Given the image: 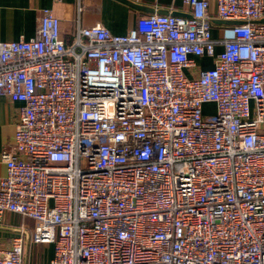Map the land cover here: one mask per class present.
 Here are the masks:
<instances>
[{"label": "built area", "instance_id": "1", "mask_svg": "<svg viewBox=\"0 0 264 264\" xmlns=\"http://www.w3.org/2000/svg\"><path fill=\"white\" fill-rule=\"evenodd\" d=\"M180 1L70 42L45 10L0 41V95L19 103L0 220L33 221L42 264H264V0ZM214 19L239 22L214 38ZM25 242L0 264H25Z\"/></svg>", "mask_w": 264, "mask_h": 264}, {"label": "crops", "instance_id": "2", "mask_svg": "<svg viewBox=\"0 0 264 264\" xmlns=\"http://www.w3.org/2000/svg\"><path fill=\"white\" fill-rule=\"evenodd\" d=\"M142 3L155 8L183 12L184 6L180 0H141ZM211 10H214V0H210ZM81 5L80 14L77 6ZM45 10H49L56 19V29L67 42L72 40L78 26H88L100 22L113 33H125L132 27L138 14L147 13L133 9L117 0H0V41H12L20 37L30 38L35 35L37 23ZM129 18L127 22L126 18ZM213 20L212 35L214 38L222 34V27L228 24ZM222 49L216 44V52ZM199 68L213 65V59L202 56L196 59ZM18 102L10 101L0 95V153L11 149L14 143V132L18 119ZM5 163L0 158V178L5 174ZM33 221L13 212H5L0 220V245H8L11 237L24 233L30 236ZM53 253L50 243L25 242V264H42L48 261Z\"/></svg>", "mask_w": 264, "mask_h": 264}, {"label": "water", "instance_id": "3", "mask_svg": "<svg viewBox=\"0 0 264 264\" xmlns=\"http://www.w3.org/2000/svg\"><path fill=\"white\" fill-rule=\"evenodd\" d=\"M120 1L121 3L136 9L138 11H142V12H147V13H159V14H168L169 10L168 9H163V8H155L151 5H147L144 3H139V2H135L132 0H117ZM171 14L174 15H185V13L183 12H178V11H172L170 12ZM217 22L219 23H225V24H234V23H238L239 21H232V20H218ZM29 240V235L26 236V241L28 242Z\"/></svg>", "mask_w": 264, "mask_h": 264}, {"label": "rangeland", "instance_id": "4", "mask_svg": "<svg viewBox=\"0 0 264 264\" xmlns=\"http://www.w3.org/2000/svg\"><path fill=\"white\" fill-rule=\"evenodd\" d=\"M126 20H127V22H128V21H129V18L127 17ZM211 109H212V106H211V105H207V106H205V109H204V110H205L206 112H209V111H211Z\"/></svg>", "mask_w": 264, "mask_h": 264}]
</instances>
